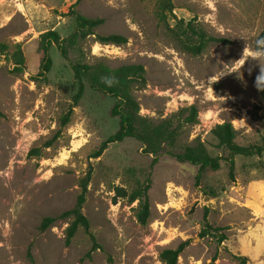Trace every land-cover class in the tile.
Instances as JSON below:
<instances>
[{
    "label": "rangeland",
    "instance_id": "rangeland-1",
    "mask_svg": "<svg viewBox=\"0 0 264 264\" xmlns=\"http://www.w3.org/2000/svg\"><path fill=\"white\" fill-rule=\"evenodd\" d=\"M172 2L169 23L179 33L192 23L230 43L211 45L195 57L159 22L155 0H82L79 13L105 20L98 35H122L128 43L104 46L92 37L71 58L112 68L143 65L147 86L134 95L141 115L152 121L196 105L198 124L180 138L182 145L201 140L212 156L227 157L212 135L224 122L235 126L240 145H261L264 107L257 76L264 52L254 44L264 30V0ZM75 3L0 0V49L6 45L13 54L21 45L26 58V72L15 73L0 54V264H165L162 253L184 242L189 244L178 264H212L215 257L216 264H241L237 257L264 264V155L236 157L235 181L223 162L200 183L198 167L171 157L152 165L135 139L111 144L93 158L119 129V119L111 116L115 100L85 83L84 96L72 109L78 86L56 45L47 81L32 80L41 64V36L71 35ZM71 110L70 123L63 126ZM85 185L89 233L80 229L67 245L71 218L41 231L45 218L75 207ZM121 189L128 195L147 189L146 225L137 218L139 202L121 197ZM204 232L209 234L201 237ZM217 234L227 239L220 244ZM95 245L100 249L87 257Z\"/></svg>",
    "mask_w": 264,
    "mask_h": 264
},
{
    "label": "trees",
    "instance_id": "trees-1",
    "mask_svg": "<svg viewBox=\"0 0 264 264\" xmlns=\"http://www.w3.org/2000/svg\"><path fill=\"white\" fill-rule=\"evenodd\" d=\"M81 1L76 0L70 10L69 15L75 19L76 24L71 35L63 38L57 31H48L41 36L38 49L41 64L38 74L31 75V78L36 82L47 81L53 68L50 50L53 45H56L62 57L69 63L74 72L75 83L78 86V91L73 98L72 109L77 107L82 100L85 93V83L93 91L110 96L115 100V104L111 109V116L119 119V129L101 144L99 150L92 156L93 158L101 157L111 144L121 143L126 139H135L141 143L142 153L152 157V165H156L163 157H171L179 163H188L198 167L197 182L200 183L206 171L216 172L220 170L223 162L229 165L230 180L235 181L236 157L253 158L264 155V142L261 145H240L237 142L238 131L231 122L218 124L212 129V135L218 141L217 147L226 153L227 157L212 156L201 140L182 145L180 144V138L191 127L198 124L199 109L196 105L185 107L168 118L156 122L152 121L141 115V105L134 95L137 89H143L147 86V73L143 65L133 64L112 68L102 62L89 64L83 61H74L71 54L79 50L83 52L81 46L89 38L94 37L95 42L104 46H122L128 43V39L122 35H98L96 31L105 24V20L102 18H88L79 13L77 7ZM155 1L157 4L156 16L159 22L166 27L184 52L197 57L201 56L211 45L230 43L224 38L209 35L204 30L192 25V23H188L185 30L179 33L169 23V16L175 9L172 0ZM254 48L257 52H264V30L255 40ZM0 54L6 56L12 63L15 73L26 72V58L21 45L16 46L13 54H10L8 46L3 45ZM257 90L264 107V82L257 84ZM71 115L72 110L63 117V126L70 123ZM86 191L87 187L85 185L73 209L59 217L45 218L41 224V231H46L59 219L71 218L72 222L66 230L67 245L72 243L80 229H84L89 233L90 221L83 213L84 204L86 203ZM119 192L123 193L121 197H129L131 204L136 201L139 202L137 218L142 225H146L151 216L147 189L135 190L130 195L123 189ZM205 222L209 226L207 219H205ZM206 234L209 233L204 232L201 237ZM217 237L220 244L227 239L225 234H217ZM188 244V242H184L176 249L165 250L161 255L162 261L165 264H178L179 258L188 247ZM98 249H100V246L95 245L87 257H91V253ZM237 258L241 264H247L248 262L246 257ZM216 261L217 258L215 257L212 264H216Z\"/></svg>",
    "mask_w": 264,
    "mask_h": 264
},
{
    "label": "clouds",
    "instance_id": "clouds-1",
    "mask_svg": "<svg viewBox=\"0 0 264 264\" xmlns=\"http://www.w3.org/2000/svg\"><path fill=\"white\" fill-rule=\"evenodd\" d=\"M264 81V67H261L260 75L257 76V84Z\"/></svg>",
    "mask_w": 264,
    "mask_h": 264
}]
</instances>
